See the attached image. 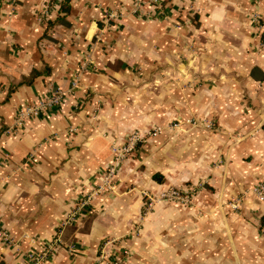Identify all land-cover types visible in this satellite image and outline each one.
<instances>
[{
	"label": "crops",
	"instance_id": "obj_1",
	"mask_svg": "<svg viewBox=\"0 0 264 264\" xmlns=\"http://www.w3.org/2000/svg\"><path fill=\"white\" fill-rule=\"evenodd\" d=\"M61 1L0 0V264L49 243L42 264H105L121 247L125 264H264L251 193L264 182V0ZM56 88L60 105L17 123ZM153 128L114 191L67 221L112 144ZM197 185L189 204L145 207V193Z\"/></svg>",
	"mask_w": 264,
	"mask_h": 264
},
{
	"label": "built area",
	"instance_id": "obj_2",
	"mask_svg": "<svg viewBox=\"0 0 264 264\" xmlns=\"http://www.w3.org/2000/svg\"><path fill=\"white\" fill-rule=\"evenodd\" d=\"M152 2L157 8L161 7V4L166 0H149ZM111 18L112 15L109 14ZM259 16L254 15L253 20L257 23L259 29L262 26L258 25ZM259 46L262 51H264V30L261 31V36L259 39ZM90 62H86L82 65V68H87V65ZM76 83L73 80V85ZM63 99V92L60 88H56L49 93V95L45 98L40 100L34 105L24 106L21 107L17 116V123L21 124L22 120L29 116L33 115H40L41 113H46L50 108L53 106L60 105ZM194 123V121L192 122ZM211 126V125H210ZM209 126V127H210ZM159 131L158 128H153L150 130L140 131L134 130L128 135H126L125 139L120 143H113L111 146L113 157L110 164L106 165L100 177L95 184L94 188L87 194L83 195L82 198L78 199L77 203L75 204L73 210L70 211L69 215L67 216V221L76 218V216L80 212H84L88 210L90 207L94 205V201L98 196H102L104 194L112 193L115 188V184L118 181L121 173V169L124 165V162L134 154L137 149V145L143 141L147 136L156 133ZM199 185L195 187L189 188H179L175 186H168L165 190L161 191L158 196H149L147 195V201H145V207L149 208L155 199H165L169 201H181L186 204L191 202L192 196L197 192L199 189ZM251 193L255 195L257 199L260 201H264V182H260L257 185L253 186L251 189ZM261 230L264 231V219L261 224ZM0 235L3 236L4 240H8L7 235L0 231ZM108 242L106 241L104 245ZM53 249V243L48 244L44 251L39 254H35L33 252H29L27 254V263L26 264H42L49 254V252ZM104 251V250H103ZM129 250L126 247H121L113 254H108L109 257H106V253L102 252L100 255V261H104L106 258L107 264H125V261L128 257ZM99 261V262H100ZM105 263V264H106Z\"/></svg>",
	"mask_w": 264,
	"mask_h": 264
},
{
	"label": "trees",
	"instance_id": "obj_3",
	"mask_svg": "<svg viewBox=\"0 0 264 264\" xmlns=\"http://www.w3.org/2000/svg\"><path fill=\"white\" fill-rule=\"evenodd\" d=\"M61 4H62V9L64 11H68V1L67 0H62Z\"/></svg>",
	"mask_w": 264,
	"mask_h": 264
},
{
	"label": "rangeland",
	"instance_id": "obj_4",
	"mask_svg": "<svg viewBox=\"0 0 264 264\" xmlns=\"http://www.w3.org/2000/svg\"><path fill=\"white\" fill-rule=\"evenodd\" d=\"M259 20V19H258ZM258 25H260L261 26V23L258 21ZM260 36H261V33H260ZM259 48H260V46H259Z\"/></svg>",
	"mask_w": 264,
	"mask_h": 264
}]
</instances>
